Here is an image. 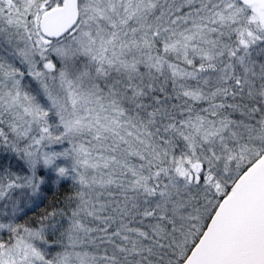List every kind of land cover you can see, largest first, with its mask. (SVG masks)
<instances>
[{"label": "snow or ice", "instance_id": "6c2138e0", "mask_svg": "<svg viewBox=\"0 0 264 264\" xmlns=\"http://www.w3.org/2000/svg\"><path fill=\"white\" fill-rule=\"evenodd\" d=\"M0 264H264V0H0Z\"/></svg>", "mask_w": 264, "mask_h": 264}]
</instances>
